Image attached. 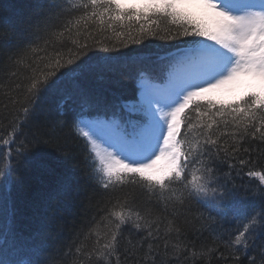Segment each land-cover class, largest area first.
<instances>
[{"label": "snow or ice", "instance_id": "1", "mask_svg": "<svg viewBox=\"0 0 264 264\" xmlns=\"http://www.w3.org/2000/svg\"><path fill=\"white\" fill-rule=\"evenodd\" d=\"M27 8L19 22L0 12L3 175L13 159L39 158L50 145L75 158L64 117L78 96L70 131L84 140L91 190L76 204L86 218L79 230L35 233L27 264H264V165L256 169L264 157V0H28ZM154 39L167 43L146 53ZM144 60L162 64L172 91L166 103L142 92L126 111L113 106L109 142L85 108L103 95L100 85ZM63 78L71 86L53 113L41 102L61 92ZM242 173L259 182L245 189L250 198L234 183Z\"/></svg>", "mask_w": 264, "mask_h": 264}, {"label": "trees", "instance_id": "2", "mask_svg": "<svg viewBox=\"0 0 264 264\" xmlns=\"http://www.w3.org/2000/svg\"><path fill=\"white\" fill-rule=\"evenodd\" d=\"M27 3L28 0H0V12L13 16L19 22L29 10ZM165 43L167 42L155 39L151 43L145 41L147 47L144 51L147 53L159 50ZM141 70L146 74L145 79L151 82L163 84L167 80V72L162 64L154 63L152 60L126 66L122 76L99 86L103 95L92 99L91 108H85L83 118L111 119L113 106L119 114L126 111L121 108L122 105L129 101L137 103L141 90ZM5 82L3 70L0 69V84ZM70 86L71 80L63 78L61 92L46 97L41 102L43 107L55 113L63 89ZM80 104L79 97L74 96L65 108L67 116L64 117L67 121L65 136L67 142L74 148L75 158L68 157L65 152L50 145L39 158H21L18 163L13 159L11 162L16 167L10 176L3 175L5 169L0 165V248L3 249L0 258L16 260L18 264H27L30 258L27 242L35 233L46 230L55 236V229L59 226L75 225L79 230L81 224L85 222L86 218L76 207L77 202L83 199L85 191L91 195V190L85 185L86 169L83 161L85 143L82 138L76 137L70 131L71 120L79 113ZM106 111L107 115H105ZM11 148V155L15 157L19 145H12ZM3 151L4 149L0 148V152ZM253 159H256L255 155ZM260 165H264V157L257 160V170ZM248 170L249 168L246 167L244 172ZM234 183L238 188L239 196L249 197L245 189L255 188L259 182L242 173ZM225 227H234V225H225ZM13 232L20 237L15 244H13ZM66 237L67 234L63 238L64 242H70ZM204 239L210 243L212 237L206 233ZM87 243H91V240ZM213 264L220 262L213 260Z\"/></svg>", "mask_w": 264, "mask_h": 264}, {"label": "rangeland", "instance_id": "3", "mask_svg": "<svg viewBox=\"0 0 264 264\" xmlns=\"http://www.w3.org/2000/svg\"><path fill=\"white\" fill-rule=\"evenodd\" d=\"M171 91H172V85L170 83H169L168 87L167 86L158 87V86H155V85H153V84H151L149 82H145L144 81V87L142 88V90L140 92V96H139L138 102L141 101L142 92H146L147 97H154L156 99L161 100L163 103H166L167 102V98L170 95ZM221 98L227 99V100H231L232 99V97H230V96H222ZM164 111H168V109L165 108ZM85 120L101 124V126L103 127V133H102L103 136L105 137V139L109 140V142H112L114 132H113L112 126L107 124V122L109 120H92V119H85ZM106 147H107V144H104L103 142H101V149L103 150Z\"/></svg>", "mask_w": 264, "mask_h": 264}]
</instances>
